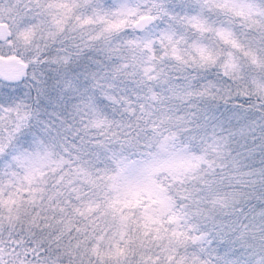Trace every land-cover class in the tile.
I'll use <instances>...</instances> for the list:
<instances>
[{"label":"snow or ice","instance_id":"snow-or-ice-1","mask_svg":"<svg viewBox=\"0 0 264 264\" xmlns=\"http://www.w3.org/2000/svg\"><path fill=\"white\" fill-rule=\"evenodd\" d=\"M0 264H264V0H0Z\"/></svg>","mask_w":264,"mask_h":264}]
</instances>
